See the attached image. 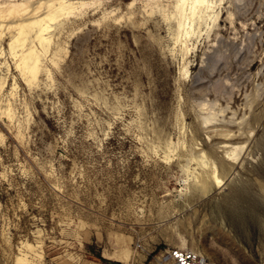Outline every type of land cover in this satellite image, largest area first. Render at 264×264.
<instances>
[{
  "label": "rangeland",
  "instance_id": "1",
  "mask_svg": "<svg viewBox=\"0 0 264 264\" xmlns=\"http://www.w3.org/2000/svg\"><path fill=\"white\" fill-rule=\"evenodd\" d=\"M193 1L62 0L15 54L4 23L0 264H264V0Z\"/></svg>",
  "mask_w": 264,
  "mask_h": 264
},
{
  "label": "bare ground",
  "instance_id": "2",
  "mask_svg": "<svg viewBox=\"0 0 264 264\" xmlns=\"http://www.w3.org/2000/svg\"><path fill=\"white\" fill-rule=\"evenodd\" d=\"M29 1L28 0H21V2H17V0H0V37L2 36V32H4V31H1V29L4 30L3 26L4 25L6 26L7 23H11V25H9L7 27L9 29H11L12 31H13L12 28H14V27L19 30L17 33H14L11 35L12 39H11V43H10V48H11L12 53H14V54L16 53V49L19 46H24L27 38L30 37V33L33 31H35V33H36L35 35H36V39L38 40L39 45H41L43 48L46 49L47 46L50 44V38H49V36H46V34H47L46 32L48 30H50V27H51L50 23L56 21L58 19V17L63 15V14H71L72 12H74V9L76 8V6H73V5L65 6L63 4L62 0H53V1L51 0L52 2H49V4H48L49 8H48L47 12L41 17H39V16L36 18L33 17L34 18L33 19V18H30L31 16L27 15L30 13L29 7H30V5H32V3L31 4L29 3ZM203 3H204V0H194L193 1L192 5L190 7L191 19H193L195 17L196 8L199 5H202ZM181 6L182 5L179 6L180 15H183L184 10L182 9ZM41 7H42V3L38 4L36 7H34V9L38 10ZM34 9H32V10H34ZM181 17H183V16H181ZM18 20H21V21L16 23V24H13L15 21H18ZM179 21H180L179 25L181 28V27H183L184 22L181 19ZM5 22H6V24H4ZM43 52H45V50ZM39 56L40 55H39L38 51H35L34 46H30V48H28V51L25 52L21 56L22 57L21 63L19 65L22 67L23 70L30 72L32 74H36L37 70H39L38 69V67H39ZM234 151H235V148L232 150V152H234ZM232 152H229V154L228 153L225 154V157L231 159V153ZM209 176L211 179L210 181L212 183H215V184L216 183L218 184V182L221 183L220 177L216 172L209 175ZM199 181H200V179H199ZM207 185H209V184H207ZM204 188H205V186H204ZM125 261H127V260H125Z\"/></svg>",
  "mask_w": 264,
  "mask_h": 264
},
{
  "label": "built area",
  "instance_id": "3",
  "mask_svg": "<svg viewBox=\"0 0 264 264\" xmlns=\"http://www.w3.org/2000/svg\"><path fill=\"white\" fill-rule=\"evenodd\" d=\"M205 255L196 249H169L159 257V264H206Z\"/></svg>",
  "mask_w": 264,
  "mask_h": 264
},
{
  "label": "trees",
  "instance_id": "4",
  "mask_svg": "<svg viewBox=\"0 0 264 264\" xmlns=\"http://www.w3.org/2000/svg\"><path fill=\"white\" fill-rule=\"evenodd\" d=\"M88 246L91 247L92 249L93 248L95 249L94 245H88ZM96 258H98L99 260H101L102 262H105V263H108L109 262V263H112V264H121L118 261H111L110 259L104 257L102 255V253H101V250L96 251Z\"/></svg>",
  "mask_w": 264,
  "mask_h": 264
}]
</instances>
